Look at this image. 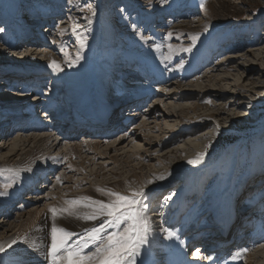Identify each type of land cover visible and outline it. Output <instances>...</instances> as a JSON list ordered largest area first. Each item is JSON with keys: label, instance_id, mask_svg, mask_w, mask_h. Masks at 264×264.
Returning a JSON list of instances; mask_svg holds the SVG:
<instances>
[{"label": "rangeland", "instance_id": "1", "mask_svg": "<svg viewBox=\"0 0 264 264\" xmlns=\"http://www.w3.org/2000/svg\"><path fill=\"white\" fill-rule=\"evenodd\" d=\"M139 1H141V4ZM146 1L148 0H74V2L73 0H0V28L4 29V31L0 32V74H2L0 75V81L4 79L8 83L7 88L14 91V93L27 96V98L30 97V100L34 99L35 96L41 98L37 102V105H32L29 108L30 110H27L29 113H39L34 118L35 120H43L45 123H51L50 125L60 122L55 114L59 113L58 109L61 108V104L51 107L52 103L58 102V93L52 91L47 96L46 94H39V74L36 76L31 74L32 76H26L28 78L25 79L24 75L27 73L23 69L26 68L29 71L35 70L33 62L48 66L52 57L56 58L63 66V71L56 72V77L65 80L68 78L67 72H75L76 69L74 68L75 62L72 66H69L66 60L71 59L74 61L77 53L82 57L78 62L80 63V70L78 71L84 75L86 67L90 68L93 73V77L91 78L92 83H94V77H100V75L102 76L106 72L107 75L108 73L112 74L111 76H114L110 81L113 85L112 91L111 93H108L107 90L104 92V96L106 95L109 100L118 94L116 87L119 84H127V82L143 84L139 87L136 86L138 88L137 91L142 92L145 90L146 92L141 97L142 99L129 102V109L116 108L113 114L110 115L111 125L119 127L124 125L122 128L124 131L113 133L106 140L99 137L101 139L99 151L102 153L107 152V156L114 157L117 160V165H106L104 168L103 165L106 164V161L109 162L111 160L99 158L91 164L82 161V170L78 171L75 169L77 171H70V167L67 168L66 164H63L57 172V176H52V181L48 180L47 182V178L43 177L30 191L25 193V197L19 201L15 208L10 209L4 205V202L7 199V194L18 183L17 176H12L14 180L11 186L0 190V244L6 246L5 240L10 238L17 230L14 226L20 224L21 221L17 220L19 216L24 221L30 218L29 211L31 210H41L44 212L49 208H57L61 201H63L62 198H59L61 195L67 196L71 194L69 201L83 197L107 201L109 199L108 196L104 197L103 194L97 195L90 191L101 193L97 189H111L122 193H130L143 187L139 184V181L135 180L143 174L145 179H147V185L144 189L149 205L148 215L152 221V231L149 236L153 237L150 246L154 250L153 253L151 251L146 253V246L144 245L141 254L136 259V264H168V256L160 248L162 240L165 237L166 243L176 244L178 247L182 246L181 255L183 256L181 263L188 261L190 264H221L220 260L212 262L213 258L225 259L224 256L220 255L222 252L227 254L238 252L242 247L232 244L233 242L230 243L229 240L232 237H235L236 240L237 236L245 237V244H243L245 248L254 246L253 244L249 245L252 243V238L250 235L246 237L248 232H245L253 225L237 223L233 215L236 214L243 221L247 222L248 217L255 219L260 215L259 211H256L258 207L253 199L255 195L254 191L260 192L259 189L264 188V88L257 90L259 88L256 87L257 89H255L254 87L256 85L260 86L262 82L264 83V70H261L254 77L253 83H251V81L245 78L246 72H244L245 68H242V66L244 64L249 65L250 61L253 60L254 64L258 63V66L264 67L262 62V60L264 61V57L263 59L256 60L261 56V52L254 50L255 52L249 56L248 62H246L247 57H245L244 59H237L235 63H230L229 65L233 68L222 66L220 70H213L212 67L224 59L226 62L229 60V57L224 56V51L222 55H217L216 52L218 50L240 45L246 41L254 43L257 39L254 32L259 33V35L260 33L264 34V0H153L150 5ZM85 3H91L96 9V15L92 18L91 23L85 18L90 14L87 11L81 10V6ZM21 10V14H18ZM180 11L184 13L179 14ZM157 12L161 13L158 14ZM29 13L31 17L36 14L38 21L42 22L36 24L37 26L31 29V33L35 31V33H40L41 36H37L36 34L35 36L32 33L31 40L26 39V35L29 32L21 28L22 26L17 25L18 22L20 24L24 23L29 17ZM149 14L155 15L152 24H149ZM248 20L249 22H247ZM29 21L30 19H28ZM73 26H78L77 31L79 36L73 33ZM220 26L223 29L225 28L226 31H221ZM38 27H42L45 31L50 30L47 35H52L53 39L52 37L49 39L47 36H44L42 32H37ZM59 28L66 31L59 35ZM169 33L172 34L171 37H169ZM79 37L84 38L85 46L83 48L80 46L81 40ZM194 37H197L195 41L193 40ZM44 38H46L47 45L43 49H47L48 53L43 52L31 56L32 47L41 45H37L36 41L38 39L42 41ZM15 43L21 45L14 48ZM63 46L70 53L68 57H65L64 52L61 51ZM256 46H260L261 50L264 48V37L260 40V44ZM7 47L11 48V50H8ZM186 48H191L192 50L184 51L183 49ZM28 52L30 53L26 56ZM159 52L162 53L163 61H167V63L170 61L172 63H169L170 65L167 68L173 67L172 71H175L177 74L172 79V82H184L183 87L179 88V92H182V90L189 91L188 89L191 87H197L196 85L200 84V79L209 83L214 74L221 76V78L226 77V80H222V86L220 85L221 91L216 86L218 89L213 90L215 93L206 95L203 92V95L207 99L201 102V108H197L196 111L193 109L195 104L198 103L197 99L186 97V100H180L179 94L173 96L172 100L169 99V102L175 104L178 108L186 107L183 115L188 118H197L198 115H210L212 112H218L215 113L214 119L212 118L208 125H202L198 129L194 137H191L189 134V138L187 139H190V137L191 139L195 138L194 142L199 145L197 151H192L191 147L187 146L186 141H184L186 135L182 136L179 141L166 143L164 147L153 145V149H156L155 151L152 148L150 149L152 145L148 143L149 140L147 141L144 138L136 139L131 136L133 134L131 133L132 130L134 132H143L147 136V139L149 137L148 134H151L155 136V138H151V142L156 140L162 144L163 137L169 135L170 132L162 134V128L159 130L156 126L163 125V129L166 131L176 126L182 128L185 124L179 121L178 117L167 119L162 116L163 110L168 109L166 105L168 100L165 101L159 91H174L178 88L177 84L166 82L162 79L156 80L154 68L149 69L144 63L143 60L147 57L151 59L154 57L158 58ZM136 57H139L140 60L136 59ZM7 60L11 61L12 64L7 66ZM111 62L114 63L113 68L104 72L102 67ZM127 62L129 64L123 65V63ZM175 66L176 68H174ZM51 69L50 67V71ZM189 75L190 79H188ZM76 76L74 74L73 77L75 78ZM183 76L185 79H183ZM260 77H263V80ZM258 80H262V82H258ZM131 83L125 87L131 88L132 91L135 87L130 86ZM52 84V81L47 80L45 81V85L40 88L48 90ZM94 84L99 88H97L99 90L98 93L102 94V89H104L103 82H95ZM244 85L247 88H251L249 93H243ZM60 86L66 91L73 90L71 88L68 89L63 80ZM131 91L130 93L132 94ZM222 92H227V94L222 96ZM84 95V93L79 92L77 97ZM9 97L13 98L10 94ZM64 98L70 102L72 99H75V96L73 95L70 98L65 93ZM209 101L211 102L209 103ZM31 102L34 101L32 100ZM134 107L136 108L132 111L130 117L121 118L120 114L126 110L130 111ZM223 107H225L224 111H222ZM28 114L25 116L26 118L28 117L29 122L27 123H30L32 116ZM3 117L12 118L14 115L9 113ZM98 121L99 124L102 122H104L103 124L108 123V119H105V121L98 119ZM13 124L16 125L17 122H6L4 129L8 130ZM217 124L219 128L216 127ZM76 126H73L74 130L71 129V132H74L73 134L76 133ZM44 127L42 129L48 130L50 128ZM97 127L99 129L110 130L107 126H94V132L97 130ZM54 131L56 132V130ZM3 132L2 130L0 131V147L4 146L3 139L6 137V133L2 134ZM83 132L80 131L75 136V141L84 143V139L88 136V133L85 136ZM29 134H32V132ZM40 134L38 132L36 135H32V137L36 138ZM83 135L85 136L84 139L82 138ZM126 135L127 137L123 138ZM22 138H25V136H22ZM51 139V145L56 146L60 140V135L54 134ZM67 139L71 138L64 139L65 142ZM209 143L212 145L211 148H206ZM117 145V149H110V146ZM60 147L61 149L55 151V155L62 151V147L64 148L62 142ZM159 147L164 152H167L165 157L160 155ZM12 149L13 146L11 145L2 151L4 153L3 155L0 154V164H2L7 154L12 153ZM205 151H207V155L203 158L202 162L196 164L189 163L190 160L196 159L198 154ZM152 152L155 154V159H149L148 157L149 153ZM86 153L83 154V159ZM129 156L130 158H128ZM74 160L80 163L81 159L76 158ZM151 160L154 166L150 167L146 165L147 169H141L142 165L140 163L148 164ZM124 161L129 163H122ZM184 162H188L189 165H182ZM123 164L128 165L124 169H120ZM112 166H115L118 171H122L125 174L126 180H128L126 184L107 183L124 180L123 174L120 172L117 175L109 172L106 173ZM152 167L153 170L151 169ZM201 167L203 171L195 176ZM155 169L158 171H155ZM185 171H195V173L183 179L182 173H185ZM91 172L100 174V176L97 179L89 176ZM170 172L175 175L173 177H165L166 180L162 184H158V181H155V178L158 180L159 177L154 176V174L168 176L165 173L170 174ZM58 175L59 177L61 176V182L57 184L56 179ZM150 175L153 179H148ZM202 176H204L203 179H201ZM69 178L70 181H68ZM85 178L88 179L84 180ZM0 180L2 181L3 179L0 178ZM150 180L154 182L149 184L148 181ZM185 180H187L186 184L182 186V181ZM4 183H7V180ZM177 184L180 186L175 192H172L171 188ZM187 186L191 188L186 195L188 196L190 192L189 194L194 195L193 198H190L192 196L188 199L185 197L183 189ZM102 195L103 198H101ZM196 195H200L197 201L194 200ZM81 204L82 206L77 205L78 207L71 205V210L75 213H88L92 211V209L84 207L83 203ZM206 207L212 209L202 219L199 215ZM217 207L220 208L218 210L214 209ZM262 211H264V208ZM51 217L49 222H45V228L49 231L50 235L45 243L46 247L51 243L50 231L52 226L53 224L56 225L53 221L52 213ZM75 217L78 218L77 215ZM226 217L229 218V221L226 219L224 221L226 225H222ZM3 220H5L4 223ZM8 220L9 223L5 225ZM89 222L88 226L78 231L76 229L77 222L74 223L72 216L68 215L65 217L62 228L74 234H80L73 235L69 243L79 240L83 236L85 229L98 225L100 221ZM204 224L207 227L202 228ZM224 226H226L225 229L221 228ZM188 227L192 229L186 231ZM235 227H239V229ZM219 229L223 238L222 240L225 243L223 246L217 248L218 241H215L216 239L213 236L215 233H218ZM169 232L173 233L171 238L168 236ZM209 233H212L210 238L208 237ZM155 240H157V243ZM234 243L237 242L234 241ZM211 245L214 248H210ZM259 247L252 251L253 256L258 254L256 251H258ZM197 250H199V255H197ZM183 251H185L184 254ZM47 253L38 264H52V260L47 256ZM231 257V255H228L227 260ZM196 258L200 259L196 260ZM243 258V262L245 261L243 264H248V259L246 260L245 255ZM158 259L162 262L158 263ZM0 264H8L1 254Z\"/></svg>", "mask_w": 264, "mask_h": 264}, {"label": "bare ground", "instance_id": "2", "mask_svg": "<svg viewBox=\"0 0 264 264\" xmlns=\"http://www.w3.org/2000/svg\"><path fill=\"white\" fill-rule=\"evenodd\" d=\"M146 2H148V4L150 5V4H152L153 0H148ZM139 3L141 4V1H139ZM22 10L18 14H21ZM182 12L183 11H180L179 14H181ZM157 13L159 14L161 12H157ZM16 15H17V13H16ZM32 18L35 22L38 21V17L36 14H34V16ZM148 18H150L149 24H152V22L154 21L155 15L149 14ZM43 21H45V20H43ZM48 22H49V20H48ZM247 22H249V20ZM220 29H221V31H226L225 28L223 29L221 27ZM60 30H61V28L58 29L59 35L62 34V32ZM49 31L50 30H46V31L43 30L42 27H38V29H37V32H42L44 36H47L49 39H51L52 35L51 36L47 35L49 33ZM32 33H35V31H33ZM32 33H31V31H29L28 35H26L27 36L26 39L31 40L32 39L31 35H33ZM254 34L257 36V39L254 41V43H249L248 41H246L243 44L229 47V48H233V49L223 48L221 50H218L216 52L217 55H222V52L224 51L223 52L225 54L224 56L229 57V60L226 62L224 59L223 61L216 63V65L214 67H212V69L213 70H220L222 66H226V68H233L229 64L233 63V62L235 63L236 60L239 58L244 59L245 57H247L246 62H248L249 56L253 55L256 50H259L261 52V54H260L261 56L258 57L256 60L263 59L264 48L261 50L260 46H256V45L260 44V40L264 37V34L260 33V35H259V33H257V32H254ZM39 39L36 41V44L37 45L41 44V45L32 47L31 53L30 52L26 53V56H28L27 54H29V53L31 56H33L35 54L43 53V52L48 53L47 49H43L47 45V41H45L46 38H44L42 41ZM52 39H53V37H52ZM50 43H52V41H50ZM19 45H21V44L15 43L14 48L18 47ZM254 46H256V47H254ZM248 47H250V49H248ZM14 48H12V49H14ZM63 48H64V46H63ZM7 49L11 50V48H8V47H7ZM243 52H247V53L244 54ZM233 53H235V54H233ZM248 54H250V55H248ZM158 55H159L158 58L154 57L153 59H151V58L147 57L143 61L146 64L147 68H149V69L154 68V71L156 74V75L155 74L154 75L157 78L156 80L162 79L163 81L177 84V88H178V89H175L174 91H162V92L159 91L160 94L164 97V100L165 101L168 100V103H166V105L168 106L167 107L168 109L163 110L162 116L164 118H167V119L173 118V117H178L179 121H182V123H185V124L182 128H178L176 126V127H172L171 129H168L166 131H165V129H163V125L156 126L159 128V130H161L160 128H162V130H161L162 134L165 132H170L169 135H166L165 137H163L165 139V141L163 139L162 144L157 142L156 140H153L151 142V138H155V136L151 135V134H148L149 137L147 139V136L144 135L143 132H137V131L134 132L132 130L131 133H133V134H131V136L135 137L136 139L144 138L147 141L149 140L148 143L150 145H152V147H150V149L151 148L153 149L154 148L153 145H159V146L161 145V147H164L166 143L169 144V143H173L174 141H179L182 138V136L186 135L185 136L186 138L184 139V141H186L187 146L191 147L192 151H197L198 150L197 147L199 145H197V143L194 142L195 138L191 139V137H194L196 135L198 129L202 125H208L210 123V120H212V118L214 119L215 113H218V112L217 111L212 112L210 115H198L197 118H188L185 115H183L184 111H186V107L178 108L175 104L170 103L169 99L172 100V97L176 96L178 94H179L180 100H186V97H189L192 99H197L198 103L195 104L194 109H193L194 111H196L197 108H201V105H202L201 102H204L207 99V97H205L203 95V92H205L207 95L209 93H215V91H213L214 89L219 88L221 91L222 80H226V77L221 78V76L214 74L213 77L210 79L209 83H206V81H203V79H200V84L196 85L197 87H191L190 89H188L191 92H189L187 90H184V91L182 90V92H179V90H180L179 88L183 87L184 82H180V81L172 82V79L177 76L175 71H172L173 67L167 68V66L172 64V63H170V61H169V63H170L169 64V63H167V61L166 62L163 61L161 52H159ZM136 59H139V57H136ZM52 60L57 61V59L53 58V57L51 58V61ZM6 62H7L6 63L7 66L9 64H12L11 61L7 60ZM129 62L123 63V65L129 64ZM216 62H217V60H216ZM250 62L251 63L249 65L244 64L242 66V68L243 67L245 68L244 72H246V76L245 75H243V76H245L246 79H248L249 81H251V83H253V80H255L254 77L256 75H258L261 70L263 71L264 67L261 65L258 66V63L254 64L253 60H251ZM262 62L264 64L263 60H262ZM33 63L35 64V66H34L35 70L33 69V71H29L26 68L23 69V71L25 73H27L24 75V78L27 79L29 76H32L31 74H34L35 76L39 74V77H38V79H39V81H38L39 94H42V95L46 94V96H47V94H49L52 91H55L58 93V96H59L58 102L52 103L51 107L59 106L61 104V106H60L61 108L58 109L59 113L55 114L56 118H58V120L60 122H56L55 124H53L54 125L53 126V125H50L51 123L49 124V123L43 122V120H39V121L35 120L34 118H36L37 117L36 115L39 113L38 112L37 113L30 112L29 113L28 111L30 110L29 108H31L32 105H37V102H39V100L41 98H38V96H35L34 99H32L34 102H31L32 100H30V97L27 98V96H22L19 93H14V91L7 88L6 86L8 85V83L5 82L4 79H3V81H0V114H1L0 115V131L2 130L6 133V137L3 139L4 146L0 147V154L3 155L4 152H2V151L6 147H10L11 145L13 146L12 153L7 154L4 157V161L2 162V164H0V169L5 170L3 173H0V178L3 179L2 180L3 182L0 180V190L5 189L3 187V185L12 184V181L14 180L12 178V176L13 177L17 176L16 178L18 179V181H17L18 183L7 194L8 197L4 202V205L9 207L10 209L15 208L17 206V204L19 203V201H21V199H23V197H25V193H27V191H30V189L33 188L41 179H43V177L47 178V182H48V180L52 181V176H57V172L59 171V169H61L63 164H66L67 168L70 167V171L71 170L73 171L75 169H77L78 171L82 170L83 169L82 164H81L82 161L84 163L91 164V163L95 162L96 159H99V158H108L109 160H111L109 162L106 161V164L103 165L104 168L106 165H110V166L111 165H117V160L114 157L107 156V154H108L107 152L102 153L99 151V147L101 144L100 138H103L104 140H106V139H109V136H111L113 133H116L118 131L119 132L124 131V129L122 130L124 125H121L122 127L111 125L112 124L111 118L109 119L110 115L113 114V111H115L116 108H118V109H126V108L129 109L128 108V107H130V106H128L129 102L131 103L134 100H140V98L143 96V94H146L145 90L142 92H138L137 91L138 88H136V86L139 87L140 85H143V84H141V83L136 84V82H132V83L127 82V84H119V86H118V91H119L118 94H121L120 96L116 95L117 97L115 99H117L118 102H116L114 104H112L111 102H105L104 92H106V90H107L108 93H111L112 88H113V85H112V83H110V81L112 80L111 78H114V76L112 77L111 76L112 74L110 75L109 73L107 75V72H106V71L110 70L111 68H113V65H114L113 62H111L110 64H107L106 66L104 65L102 67V69L104 70V72H106V74H104L102 76L100 75V77H97V78L94 77V83L95 82H103L104 89H102V94L98 93L99 88L97 87V85H95L91 81V78L93 77V73L91 72L90 68L86 67V71L84 72V75H82L78 71V70H80V63H75V66H74V68H76L75 72H70V71L67 72V77H68L67 80L56 77V72H54L53 69H51V71H50L49 65L43 66L42 64H39V63H35V62H33ZM174 68H176V66ZM76 71H78V72H76ZM74 74L77 75L75 78L73 77ZM0 75H2V74H0ZM26 76H28V77H26ZM119 77H120V75H119ZM260 78L263 80V77H260ZM183 79H185L184 76H183ZM188 79H190V75L188 76ZM47 80L52 81L53 84L51 85V87L48 90H42L40 87L45 85V81H47ZM62 80L65 81L66 87L68 89L71 88L73 90H69V91L67 90L68 91L67 92L64 88H62L60 86L62 83ZM262 80H258V82H262ZM130 83H131L130 86L135 87V89L132 91H131V88L125 87V86H129ZM13 84H14V82H13ZM216 86H218V88H216ZM256 87H258L259 89H257ZM254 88L257 90H261L264 88V83L262 82V84L260 86L256 85ZM130 91L132 92V94L130 93ZM250 91H251V88H247L244 85L243 93H249ZM79 92L84 93L85 95L81 96L79 98L75 97V100L73 103L71 100L68 104V102L65 99H63L65 93L67 95L73 97V95L75 93L77 96L79 94ZM227 92H228V90H227ZM227 92H222V96L223 95L225 96L227 94ZM256 93H254V94H256ZM9 94L13 98L9 97ZM33 95H34V93H33ZM253 95H251V96H253ZM18 96H20V97H18ZM212 97H214V96H212ZM243 97H245V96H243ZM97 100L100 101V103L97 105L93 104V106L91 108H89V106L87 105V102L90 103L92 101H97ZM80 103H82V104H80ZM73 104L75 105V107ZM77 108H82V109L77 111L76 110ZM135 108L136 107H134L133 109L130 108L131 109L130 111L126 110L124 113L120 114L121 118L122 117L123 118L124 117L125 118L130 117L132 111ZM183 108H184V110H182ZM224 108L225 107H223L222 108L223 110L222 109L221 110L224 111ZM127 111H128V113H127ZM222 111H220V112H222ZM9 113L14 115L16 121L14 120V117H12V118L3 117ZM69 113L72 115L71 118L73 119V122H71L69 125H67V120L65 118H66V116L69 115ZM86 113H90V115L92 117L90 119H85V124H81V122H80L76 126V133L73 134L74 132H71V127L73 128L72 123H74V121L77 119L82 120V117H84ZM27 114L32 116L30 119L32 121L30 123H27V122H29L28 117L26 118V116H25ZM98 119H103V120L108 119V123L103 124V122H102L101 124H99ZM159 119H161V118H159ZM13 121L17 122V124H16L17 126L15 124H13V125H11L12 127L8 128V130L4 129V127H6L5 126L6 122L11 123ZM44 126L50 127L51 129L50 128H48V130L42 129V128H45ZM94 126H104V127L107 126L108 128H110V130L99 129L97 127V130L94 132V130H92V127H94ZM195 128H197V129L195 130ZM79 129H81V130H79ZM18 130H21V131H18ZM54 130H56V132ZM79 131H84L83 133H85V136L88 133V136H86V137L84 135L82 136L83 139L85 137V139H84L85 141L83 144L81 142L75 141L76 140L75 136H77V134L80 133ZM4 132L2 134H5ZM31 132H32V134H29ZM38 132L41 133L40 136H37L36 138L32 137V135H36V133H38ZM178 132H179V134H178ZM54 134L60 135V140L57 142L56 146L51 145V141H52L51 138L54 136ZM189 134L191 135V137H190V139H187V138H189L188 137ZM22 136H25V138H22ZM68 137H70L71 139H67V141L65 142L64 139H66ZM125 137H127V135L124 136L123 138H125ZM61 142L64 144V148L62 147V151H60V153L58 152V154L55 155L54 154L55 151L58 149H61V147H60ZM161 147H159L160 148L159 152H161L160 155L165 157L167 155V152L166 151L164 152V150H162ZM117 148H118V145L117 146H110L111 150L117 149ZM147 150L149 151V149H147ZM155 150L156 149H153V151H155ZM84 153H86V155L84 156V159H83ZM89 154H92V155H89ZM149 154H150L148 156L149 159H153V158L155 159V156H154L155 154L153 152L149 153ZM76 158L81 159L80 163L75 162L74 159H76ZM128 158H130V156ZM141 158H144V157H141ZM49 161H51L50 162L51 164L49 163ZM126 161H124L122 163H129ZM152 162L153 161L151 160L148 164L140 163V165H142L141 169H144V168L147 169V166H150V167L154 166L152 164ZM127 165L128 164H123L122 168H120V167L119 168L124 169ZM182 165H189V163L184 162ZM188 168H190V167H188ZM151 169L153 170V167ZM158 169H161V168H158ZM77 170H75V171H77ZM155 171H158V170L155 169ZM202 171H203V169L201 167L200 171H198L195 174V176L199 175ZM108 172L115 174V175L119 174V172H120L121 174H123L124 180H117L115 182H107V183L126 184L128 182V180H126L125 174L122 173V171H118V169H116L115 166L114 167L112 166L111 169L106 171V173H108ZM165 174L168 175V176H164L167 178L170 176L173 177L175 175L172 172H170V174H167V173H165ZM182 174H183V176H189L190 175L189 172H187V171H185V173H182ZM89 176H93L94 178L97 179L100 176V174L91 172V173H89ZM154 176L160 177L163 175L154 174ZM88 178H85L84 180H86ZM150 178H151V175H150V177H148V179H150ZM203 178H204V176L201 177V179H203ZM60 179H61V176L59 177V175H58V177L56 179L57 184L61 182ZM151 179H153V178H151ZM6 180H7V183H4V181H6ZM135 180L139 181V184L143 187H145L147 185V183H146L147 179H145V176L143 174L140 175L139 177H137ZM164 180H166V179L165 178L164 179L158 178V180H156V178H155V181H158V184H162ZM68 181H70V178ZM186 181L187 180L182 181L183 182L182 186H185ZM179 186L180 185L177 184L174 187H172L171 188L172 192H175ZM188 187L189 186H187L185 188L186 192L189 190ZM20 188H24L23 193L20 194L13 203L9 204L8 203L9 194L12 191L19 190ZM164 191H166V190H164ZM90 192H93L94 194H97V195L101 194V193H97L95 191H90ZM189 193H188V196L186 195L185 197L188 199L190 196H192L190 198H193L194 195L189 194ZM70 196H71V194H68L67 196H63V195L59 196V198H62L63 201H61L60 205L57 207L58 210L59 209H65V208L71 210V205L66 203V201H69ZM104 197H106V195H104ZM101 198H103V195L101 196ZM199 198H200V195H198V196L196 195L194 200L197 201V199H199ZM188 203H190V202H188ZM27 204H28V202H27ZM11 206H12V208H11ZM80 206H82V204H80ZM219 208L220 207H217L214 209L218 210ZM50 209L51 208H49L48 210L46 209L44 212H42L41 210L40 211L31 210V211H29L30 218L28 220H24V221L19 216V218L17 220L18 221L20 220L21 222H20V224H17L14 226L15 228H17V230L14 232V234H12V236L10 238L5 240L6 251L3 253H0L2 258L4 260L5 259L7 260L8 264H31V263L38 264L45 257V254L49 250V246L46 247L45 243L47 242V238L50 236L49 231L45 228V222H49L52 218ZM211 209L212 208H209V207L204 208L202 210V213H200V215H199L200 218L204 219L207 216V214L209 212H211ZM263 212L264 211H262V213ZM77 214L82 215L84 213H82V212L78 213L77 212ZM68 215L69 214L67 212H63V213L60 211L57 212L55 220H53L56 223L57 228H62V226L64 225L65 217ZM69 216H72V218L74 219V223L77 222L76 229L78 231H79V229H83L84 227H86L90 224L89 221H86L82 218L75 217L76 215H69ZM233 216L235 218V222L240 223L242 225H244L243 223L246 224L245 220L243 221L236 214H234ZM227 217L223 220L222 225H226L224 222V221H226V219H228V221H229V218H227ZM81 220H84V221H81ZM4 221L5 220H3V223H4ZM8 223H9V220L7 221V223L5 225H7ZM256 226H257V224H254L251 227L252 229L245 231V232H248L246 237L247 236L249 237V235H250L252 238V243L249 245H252V244L254 245L253 247L247 248V249H249V251L246 254L243 252V249H245V247H243V246H245V245H243V244H245L244 243L245 237L237 236V240L235 239V237H232V239L230 238L231 240H229L230 243L233 242L232 244H237L240 247L242 246L240 248V251L230 252L229 254L224 253V252H222V253L219 252V253H221L220 255L224 256L225 259L213 258L212 262H217V260H220L219 262H221V264H243L245 262V261L243 262V259H244L243 256L245 255L246 260L248 259V261H247L248 264H264V228H263L264 227V220L260 221L258 226L257 227ZM205 227H207V225L204 224V226L202 228H205ZM221 228L225 229L226 226L221 227ZM189 229H192V228L188 227L186 229V231L187 230L189 231ZM250 230H251V232H250ZM211 234L209 233V235H208L209 238H210ZM231 236H232V233H231ZM152 237L153 236H149L148 237V243L145 244L146 253H148L149 251H151V253H153L154 249L150 246V242L152 241L151 240ZM13 240H15L16 243L13 244L11 248H8L7 245L9 243H11ZM160 240H162V239H160ZM234 241L237 243H234ZM155 242L157 243V240H155ZM162 243H164V245H162ZM162 243L160 245V248H162L168 256V260H167V261H169L168 264H190L188 261H184L183 263H181L182 262V256H183V255H181L182 246L178 247V245H176V244L166 243V237L163 238ZM217 244H218L217 248L221 246V242H218ZM257 247H259L258 251H256V253L258 252V254L253 256L252 251ZM210 248H214V246L211 245ZM184 253H185V251H183V254ZM237 253H239L240 255L237 256ZM228 255L232 256L229 260H227ZM198 259H200V258H196V260H198ZM157 261H158V263L160 262L159 259Z\"/></svg>", "mask_w": 264, "mask_h": 264}, {"label": "snow or ice", "instance_id": "3", "mask_svg": "<svg viewBox=\"0 0 264 264\" xmlns=\"http://www.w3.org/2000/svg\"><path fill=\"white\" fill-rule=\"evenodd\" d=\"M74 2V0H73ZM82 11H87L90 15L85 17L89 23L96 15V9L91 3H85L81 6ZM78 26H73L72 31L79 36ZM4 31L0 28V32ZM62 33L65 29L60 30ZM207 31V29H205ZM171 37V33L168 34ZM81 40V48L85 46L84 38ZM197 37H194L195 41ZM194 46V45H193ZM191 51V48L183 49ZM65 57L68 53L63 47ZM79 53L76 54L74 61L66 60L69 66L78 63L81 59ZM49 67L54 72L63 71V66L56 60H52ZM211 101H209L210 103ZM219 128V125H216ZM211 143L206 148H211ZM207 155V151L198 154L197 158L190 160L189 163L196 164L202 162ZM5 170L0 169V173ZM160 176L159 179H164ZM154 181H148L153 183ZM11 184H5L3 187L7 189ZM101 194L109 197L107 201L96 200L92 197H83L77 200L66 201L67 204L77 206L83 203L86 208L92 209L91 212L78 215L70 209H50L53 219L55 220L58 211L67 212L69 215H77L86 221H100L98 225L84 230L83 236L79 240L69 243L74 234L65 228H57L53 224L51 229V243L47 256L51 258L52 264H136L137 257L141 254V250L148 243V237L152 231V221L148 215L149 205L144 187L133 190L130 193H122L111 189H97ZM111 229V231H109ZM169 238L173 233H168ZM16 241L13 240L7 245L11 248ZM90 249V250H89ZM87 250V251H86ZM5 246L0 244V253L5 252ZM249 249H243L247 253ZM199 255V250H197ZM240 254L237 253V256Z\"/></svg>", "mask_w": 264, "mask_h": 264}]
</instances>
